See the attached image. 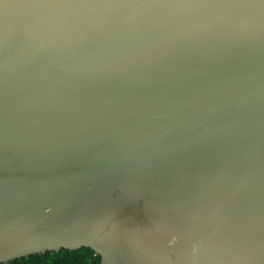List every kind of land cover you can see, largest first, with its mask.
I'll list each match as a JSON object with an SVG mask.
<instances>
[{
    "label": "water",
    "instance_id": "obj_1",
    "mask_svg": "<svg viewBox=\"0 0 264 264\" xmlns=\"http://www.w3.org/2000/svg\"><path fill=\"white\" fill-rule=\"evenodd\" d=\"M264 264V0H0V263Z\"/></svg>",
    "mask_w": 264,
    "mask_h": 264
},
{
    "label": "trees",
    "instance_id": "obj_2",
    "mask_svg": "<svg viewBox=\"0 0 264 264\" xmlns=\"http://www.w3.org/2000/svg\"><path fill=\"white\" fill-rule=\"evenodd\" d=\"M102 257L91 247L62 248L59 251L32 254L0 264H101Z\"/></svg>",
    "mask_w": 264,
    "mask_h": 264
}]
</instances>
